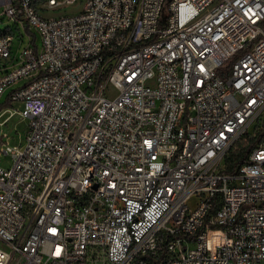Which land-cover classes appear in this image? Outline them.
<instances>
[{
    "label": "built area",
    "instance_id": "2783aa9c",
    "mask_svg": "<svg viewBox=\"0 0 264 264\" xmlns=\"http://www.w3.org/2000/svg\"><path fill=\"white\" fill-rule=\"evenodd\" d=\"M77 1L0 0V264H264V0Z\"/></svg>",
    "mask_w": 264,
    "mask_h": 264
},
{
    "label": "rangeland",
    "instance_id": "374dc122",
    "mask_svg": "<svg viewBox=\"0 0 264 264\" xmlns=\"http://www.w3.org/2000/svg\"><path fill=\"white\" fill-rule=\"evenodd\" d=\"M86 0H78L76 3L66 6L64 8H58L53 12H49L50 16L62 15V14H72L78 13L82 7L84 6ZM29 42V36L25 34L24 44ZM37 42L39 46L41 45L40 37H37ZM25 84L23 80L20 84L14 85L7 89L5 94L0 99V105L6 103L8 100V96L11 91L18 86H22ZM23 102L20 100H16L13 102L12 106H4L1 110L5 113L0 115V148L3 144H19L23 141L27 128H28V120L24 119L19 113V110H22ZM0 110V112H1ZM17 111V112H16ZM264 127V111L260 114L256 121V128L253 131H250L248 136L245 137L237 144L234 148L233 152L238 153L241 148L245 147L249 138L254 136L255 133L259 131V129ZM13 159L10 155H3L1 164L10 168L12 166Z\"/></svg>",
    "mask_w": 264,
    "mask_h": 264
},
{
    "label": "trees",
    "instance_id": "16d2710c",
    "mask_svg": "<svg viewBox=\"0 0 264 264\" xmlns=\"http://www.w3.org/2000/svg\"><path fill=\"white\" fill-rule=\"evenodd\" d=\"M12 102L10 99L6 101L5 104L0 105V110L4 106H12ZM256 128V125L254 126L253 130ZM248 136V134H247ZM264 139V127L259 129L257 133H255L254 136L250 137L246 146L241 148L238 153L231 151L230 155L227 158V170L231 171L236 166L242 164L245 159L248 157L249 153L251 152L252 148H254L257 144H259Z\"/></svg>",
    "mask_w": 264,
    "mask_h": 264
}]
</instances>
